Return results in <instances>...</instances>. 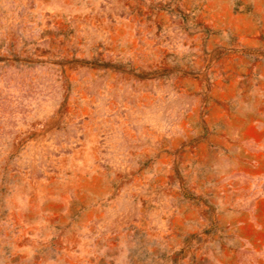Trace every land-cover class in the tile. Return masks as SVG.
<instances>
[{
    "label": "rangeland",
    "instance_id": "1",
    "mask_svg": "<svg viewBox=\"0 0 264 264\" xmlns=\"http://www.w3.org/2000/svg\"><path fill=\"white\" fill-rule=\"evenodd\" d=\"M0 264H264V0H0Z\"/></svg>",
    "mask_w": 264,
    "mask_h": 264
}]
</instances>
